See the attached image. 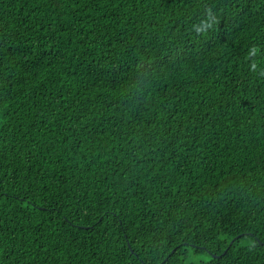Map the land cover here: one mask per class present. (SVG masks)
<instances>
[{"label": "trees", "instance_id": "trees-1", "mask_svg": "<svg viewBox=\"0 0 264 264\" xmlns=\"http://www.w3.org/2000/svg\"><path fill=\"white\" fill-rule=\"evenodd\" d=\"M264 264V0H0V264Z\"/></svg>", "mask_w": 264, "mask_h": 264}, {"label": "rangeland", "instance_id": "rangeland-1", "mask_svg": "<svg viewBox=\"0 0 264 264\" xmlns=\"http://www.w3.org/2000/svg\"><path fill=\"white\" fill-rule=\"evenodd\" d=\"M209 256L207 253H192L190 252L189 256L185 259L184 264L188 263H198L200 261H206L209 259Z\"/></svg>", "mask_w": 264, "mask_h": 264}]
</instances>
